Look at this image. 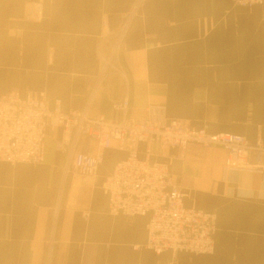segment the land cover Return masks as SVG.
<instances>
[{
	"label": "crops",
	"instance_id": "obj_1",
	"mask_svg": "<svg viewBox=\"0 0 264 264\" xmlns=\"http://www.w3.org/2000/svg\"><path fill=\"white\" fill-rule=\"evenodd\" d=\"M37 0H0V94L44 93L65 111L120 122L179 119L212 134L264 142V6L232 0H145L103 73L110 36L136 0H52L45 18L24 20ZM108 40L104 42V40ZM103 45V47L101 46ZM51 56V59H50ZM51 126L45 162L0 163V264H264V173L224 172L227 151L139 144L140 159L167 164L186 208L217 214L215 252L156 254L145 246L150 217L114 216L102 185L127 153L105 150L94 177L68 170ZM77 151L99 145L82 136Z\"/></svg>",
	"mask_w": 264,
	"mask_h": 264
},
{
	"label": "built area",
	"instance_id": "obj_2",
	"mask_svg": "<svg viewBox=\"0 0 264 264\" xmlns=\"http://www.w3.org/2000/svg\"><path fill=\"white\" fill-rule=\"evenodd\" d=\"M47 1L52 0L27 3L24 20L42 22ZM144 1L136 0L120 31L110 36L109 40H113L111 50L103 55L100 49L104 74L110 70L118 71L113 61ZM232 1L235 6L246 8L264 6V0ZM113 109L123 113L120 122H113L104 116L91 117L88 110L65 111L60 99L55 100L51 107L44 93H29L25 97L16 91L0 94V163L13 166L43 164L46 138L51 126L62 129L57 150L68 155V170L78 175L96 176L105 150L116 147L128 155L116 165L102 185L111 214L128 218L149 216L145 247L158 255L169 251L174 256L180 252L214 254L217 214L186 208L184 199L187 194L175 182L168 165L151 162L150 150L147 151V159H140L139 144L178 148L181 157H185L190 144L206 148L221 147L228 154L224 172L264 173V142L251 143L236 134H212L206 128H193L185 120L128 118V98L114 102ZM82 136H88L98 143L99 151L96 154L77 151Z\"/></svg>",
	"mask_w": 264,
	"mask_h": 264
}]
</instances>
